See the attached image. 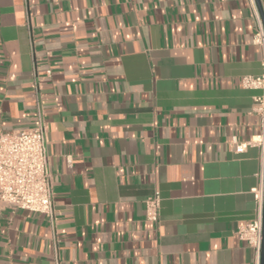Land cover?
<instances>
[{
  "label": "crops",
  "instance_id": "0c3cea01",
  "mask_svg": "<svg viewBox=\"0 0 264 264\" xmlns=\"http://www.w3.org/2000/svg\"><path fill=\"white\" fill-rule=\"evenodd\" d=\"M264 11V0H260ZM256 0H0V133L45 117L62 264H256ZM162 197L158 221L147 198ZM0 264H55L45 215L0 208Z\"/></svg>",
  "mask_w": 264,
  "mask_h": 264
},
{
  "label": "built area",
  "instance_id": "2783aa9c",
  "mask_svg": "<svg viewBox=\"0 0 264 264\" xmlns=\"http://www.w3.org/2000/svg\"><path fill=\"white\" fill-rule=\"evenodd\" d=\"M257 19L259 29L254 36V42L262 47L264 53V27L259 14ZM242 85L248 89L262 90L260 95L254 97L256 105L252 110L260 113L263 131L248 142H241L233 137L230 146L236 153H243L249 145H257L264 155V72L259 76L244 75ZM35 118L36 123L32 127L0 133V208L26 209L45 215L52 229L54 262L62 264L56 226L53 178L47 152L45 117L40 97ZM254 196L258 215L252 222L241 225L237 233L254 249L256 264H260L263 240V180L260 186L254 189ZM161 201L162 197L158 190L147 198L146 213L149 220L158 221Z\"/></svg>",
  "mask_w": 264,
  "mask_h": 264
},
{
  "label": "water",
  "instance_id": "95a60500",
  "mask_svg": "<svg viewBox=\"0 0 264 264\" xmlns=\"http://www.w3.org/2000/svg\"><path fill=\"white\" fill-rule=\"evenodd\" d=\"M256 3H257L258 9H259V11L261 13L262 20H263V23H264V11H263V8H262L261 1L260 0H256ZM260 264H264V196H263V240H262L261 263Z\"/></svg>",
  "mask_w": 264,
  "mask_h": 264
}]
</instances>
